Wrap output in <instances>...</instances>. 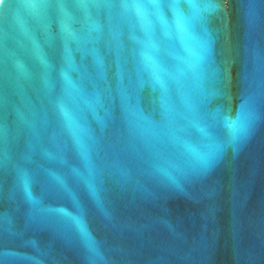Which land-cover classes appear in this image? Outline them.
Listing matches in <instances>:
<instances>
[{
	"label": "water",
	"instance_id": "obj_1",
	"mask_svg": "<svg viewBox=\"0 0 264 264\" xmlns=\"http://www.w3.org/2000/svg\"><path fill=\"white\" fill-rule=\"evenodd\" d=\"M113 2L0 5V264H264V0Z\"/></svg>",
	"mask_w": 264,
	"mask_h": 264
},
{
	"label": "snow or ice",
	"instance_id": "obj_2",
	"mask_svg": "<svg viewBox=\"0 0 264 264\" xmlns=\"http://www.w3.org/2000/svg\"><path fill=\"white\" fill-rule=\"evenodd\" d=\"M5 3V0H0V5H3ZM56 3L60 7L65 6V0H56ZM76 3L79 4L80 6H87L89 3H105L108 6H116L113 0H76ZM190 6L192 7H199V5L192 3V0H189ZM120 7L123 8H134L137 11L138 15H144L146 14L149 10L153 11L154 14H156L158 17L162 19V10L164 8H172L175 10L179 16V9L181 7L179 0H119V5ZM205 9H216L219 8L220 5L218 3H205L203 5ZM98 69L101 73H103V63L102 61H98L97 63ZM118 84L117 88L118 91L123 99L128 98V88L124 86V68L121 65L118 68ZM103 78V77H102ZM250 123V120H249ZM248 124L242 125L240 128H238L237 134H242L246 132ZM211 157L205 161V164L210 163ZM57 182L63 186V182L57 178ZM29 184L30 180L27 178L24 181V190L27 195L30 197V192H29ZM44 214L54 217L60 221H64L69 223L70 225L76 226L79 228L80 232L87 237V232L86 228L83 224V221L80 217L78 216H73L69 212H67L63 208H49V209H44L43 210Z\"/></svg>",
	"mask_w": 264,
	"mask_h": 264
}]
</instances>
